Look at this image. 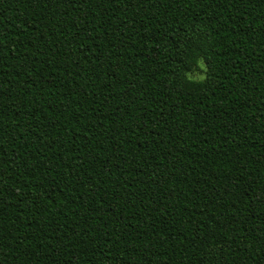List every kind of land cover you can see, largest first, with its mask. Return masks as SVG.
<instances>
[{
  "label": "trees",
  "instance_id": "trees-1",
  "mask_svg": "<svg viewBox=\"0 0 264 264\" xmlns=\"http://www.w3.org/2000/svg\"><path fill=\"white\" fill-rule=\"evenodd\" d=\"M0 264H264V0H0Z\"/></svg>",
  "mask_w": 264,
  "mask_h": 264
},
{
  "label": "rangeland",
  "instance_id": "rangeland-1",
  "mask_svg": "<svg viewBox=\"0 0 264 264\" xmlns=\"http://www.w3.org/2000/svg\"><path fill=\"white\" fill-rule=\"evenodd\" d=\"M198 67H199L198 70L188 74V78L194 80H201L204 78L205 66L202 61L199 62Z\"/></svg>",
  "mask_w": 264,
  "mask_h": 264
}]
</instances>
